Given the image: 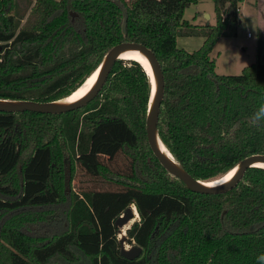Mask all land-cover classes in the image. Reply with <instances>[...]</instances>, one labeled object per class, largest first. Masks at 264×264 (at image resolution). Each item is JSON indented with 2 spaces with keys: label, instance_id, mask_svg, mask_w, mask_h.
<instances>
[{
  "label": "trees",
  "instance_id": "16d2710c",
  "mask_svg": "<svg viewBox=\"0 0 264 264\" xmlns=\"http://www.w3.org/2000/svg\"><path fill=\"white\" fill-rule=\"evenodd\" d=\"M115 1L0 0V101L64 100L113 47L139 44L160 66L157 136L180 169L214 182L264 155V125L251 122L264 103V36L257 30L255 61L238 76L218 75L210 57L241 0H210L214 25L183 19L205 0H138L137 16L118 0L126 35ZM179 38L204 41L188 53ZM151 94L141 65L118 60L84 107L0 112V264H264V169L225 193L190 192L147 143ZM132 207L125 238L142 253L128 260L116 221Z\"/></svg>",
  "mask_w": 264,
  "mask_h": 264
},
{
  "label": "water",
  "instance_id": "95a60500",
  "mask_svg": "<svg viewBox=\"0 0 264 264\" xmlns=\"http://www.w3.org/2000/svg\"><path fill=\"white\" fill-rule=\"evenodd\" d=\"M115 4L120 8L122 12V15H123L122 34L126 35V22H127L126 11L124 10L122 5L118 1H115ZM71 16L74 17V14H71ZM128 51L138 52L146 56L151 65L152 76H150L147 73V71H145L148 74L151 80V84H152V94H151L150 104H149L147 118H146V128H145L146 138H147V143L149 145V148L154 158L156 159L158 164L169 175L181 181L185 185V187L192 193L203 194V195H213V194L225 193L233 189L241 181V179L243 178L247 170L251 168H260L257 165L264 164V155H252L250 157H247L244 160H242L232 170V171L235 170V173L228 183L220 187H207L206 186L207 183H210V182L202 183V182H198L192 179L185 171L180 169L173 162L170 154L167 152L170 156V158H168V156H166V154L160 148V146L162 148H164V146L161 144L157 136L159 107H160V103L162 100V92H163L162 73H161L160 66L154 54L150 50H148L147 48L139 44L121 43L113 47L109 51V53L104 57L100 67L95 72L97 73V77L89 93L84 98H82L81 100L75 103L59 104L60 101L54 102V103H36V102H27V101H23V102L0 101V112L2 113L30 112V113H38V114H44V115H60V114L71 112L81 107H84L90 101H92L93 98L96 96V94L99 92V90L105 83V80L107 76L109 75L115 62L118 60H123L120 58V56L123 53L128 52ZM133 217H134V213H133L132 208L127 209L125 213L123 214V216L117 219L116 226L119 228H122L129 221H131ZM141 253L142 251L139 247H132L131 249L127 251L121 249V255L128 260H134L138 258L141 255Z\"/></svg>",
  "mask_w": 264,
  "mask_h": 264
},
{
  "label": "rangeland",
  "instance_id": "374dc122",
  "mask_svg": "<svg viewBox=\"0 0 264 264\" xmlns=\"http://www.w3.org/2000/svg\"><path fill=\"white\" fill-rule=\"evenodd\" d=\"M121 1L125 2L129 8H132L135 4L137 7V16V12L139 10L138 8L140 6L139 3L141 1L138 3H135L138 0ZM259 3L260 8L257 10V0H241L239 4L238 24L236 26H229L225 31L224 37L220 38L215 44L210 57L215 61V72L218 75L238 76L241 74L243 68L254 63L258 26L263 24L264 27V0H260ZM29 11L30 10L26 12L24 17L25 19L27 18ZM260 11L263 14L262 19ZM203 12H206L210 16V20H207L204 17ZM71 18L73 20L74 17L71 16ZM183 19L193 25H214L215 18L212 2L210 0H205L197 5L188 7L184 12ZM259 20H261L262 23H260ZM248 34L250 35L249 37L247 36ZM201 39L202 38H179L177 40V46L188 53H193L194 51H197L203 44V42L200 41ZM77 183L78 181L76 179L71 183V187L75 191L78 187ZM134 218L132 220H134ZM136 221H138V217L135 219V221L130 224L128 222L122 228L118 227L117 238L120 241L123 250L127 251L131 249L132 246L127 243L125 235L123 238H121V234H125V230L128 227L130 228L131 225Z\"/></svg>",
  "mask_w": 264,
  "mask_h": 264
},
{
  "label": "bare ground",
  "instance_id": "6f19581e",
  "mask_svg": "<svg viewBox=\"0 0 264 264\" xmlns=\"http://www.w3.org/2000/svg\"><path fill=\"white\" fill-rule=\"evenodd\" d=\"M120 58L123 59V60H133V61L138 62L145 69V71H147V73L150 76H152V70H151L150 62L147 59V57L142 55L141 53L128 51V52L123 53L120 56ZM96 77H97V73H94L93 75H91L85 81V83L83 84V86L80 89H78L76 92H74L68 98L60 101L59 104H72V103H75V102L81 100L82 98H84L89 93L90 89L92 88ZM160 148L166 154V156H168V158H170V156L167 153V151L164 148H162L161 146H160ZM257 166L262 168V169H264V164H258ZM234 173H235V170L231 171L230 173H228L227 175H225L224 177H222L221 179H219L217 181L207 183L206 186L207 187H220V186H223V185H225L226 183H228L231 180V178L233 177ZM132 210H133V213H134V217L137 218L138 215L136 213V210L134 208ZM136 218H134V220L129 222V224L132 223L133 221H135ZM123 237H124V233L121 234V238H123Z\"/></svg>",
  "mask_w": 264,
  "mask_h": 264
},
{
  "label": "clouds",
  "instance_id": "9594fccd",
  "mask_svg": "<svg viewBox=\"0 0 264 264\" xmlns=\"http://www.w3.org/2000/svg\"><path fill=\"white\" fill-rule=\"evenodd\" d=\"M251 122L256 125H264V103H261L258 109L252 114ZM259 259L264 261V255Z\"/></svg>",
  "mask_w": 264,
  "mask_h": 264
},
{
  "label": "crops",
  "instance_id": "0c3cea01",
  "mask_svg": "<svg viewBox=\"0 0 264 264\" xmlns=\"http://www.w3.org/2000/svg\"><path fill=\"white\" fill-rule=\"evenodd\" d=\"M161 1L162 0H155V4H153L154 6L155 5H158V4H160L161 3ZM259 1L260 0H257V10H259V8H260V3H259ZM159 6V5H158ZM155 11L157 12V9L155 10V8H149L148 10H147V16H149V17H151V16H154V14H155ZM263 13H264V10H263ZM260 14H261V19H262V13H261V11H260ZM203 15H204V17L207 19V20H210V16L206 13V12H203ZM260 17V16H259ZM259 22L260 23H262L261 22V20H259ZM258 30L262 33V35L264 36V27H263V24L261 25V26H258ZM200 41H204V40H200ZM178 42V41H177ZM178 45V44H177Z\"/></svg>",
  "mask_w": 264,
  "mask_h": 264
},
{
  "label": "built area",
  "instance_id": "2783aa9c",
  "mask_svg": "<svg viewBox=\"0 0 264 264\" xmlns=\"http://www.w3.org/2000/svg\"><path fill=\"white\" fill-rule=\"evenodd\" d=\"M248 37L250 36L249 34L247 35ZM125 235V234H124Z\"/></svg>",
  "mask_w": 264,
  "mask_h": 264
}]
</instances>
